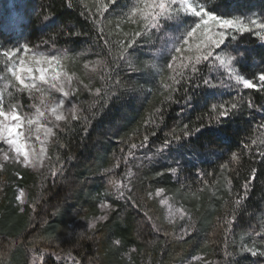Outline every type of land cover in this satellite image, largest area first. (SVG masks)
Returning a JSON list of instances; mask_svg holds the SVG:
<instances>
[{
  "label": "trees",
  "instance_id": "obj_1",
  "mask_svg": "<svg viewBox=\"0 0 264 264\" xmlns=\"http://www.w3.org/2000/svg\"><path fill=\"white\" fill-rule=\"evenodd\" d=\"M202 2L264 23V0ZM134 7L141 0H0V52L58 54L71 77L65 119L47 114L41 166L0 149V264H264L245 250L264 252V30H224L222 55L258 85L244 89L212 58L196 72L179 67L198 54L202 31L187 33L199 18L145 27ZM15 62L0 56V77L10 78L2 104L33 112L39 95L10 77ZM182 147L214 155L167 158ZM119 162L124 173L133 166L130 188L104 200ZM165 197L183 211L171 213Z\"/></svg>",
  "mask_w": 264,
  "mask_h": 264
},
{
  "label": "snow or ice",
  "instance_id": "obj_2",
  "mask_svg": "<svg viewBox=\"0 0 264 264\" xmlns=\"http://www.w3.org/2000/svg\"><path fill=\"white\" fill-rule=\"evenodd\" d=\"M115 3V0H112ZM142 7H134L131 11V17H139L140 20L144 22V26H151L152 28H156L159 26L161 19L164 20H174L178 16L183 14H188L191 17L199 18V22L195 23V26L191 28V30L187 33L189 37L196 35L198 31H202V35L204 36V40L196 45V49L198 54L193 58L189 56L186 58V62H182L179 67L181 69H187L189 65H192L191 71L196 72L197 68L195 65L201 63V61H208L209 58H212L214 61L218 62V66L223 68L229 75L230 79L235 82L236 85H242L244 89H255L258 87L256 83L253 82L252 79L246 78L244 75L240 74L237 69L233 66L235 57L222 55L225 49L227 48V44L225 43L227 37L225 31L214 32L213 28L221 29V30H233L237 33H246L252 32L253 26L258 27L261 30H264V23H258L256 20H251L246 23L242 18H225L224 16L216 15L213 11H209L203 4L202 0H141ZM175 6V7H174ZM264 38V32L257 33ZM137 36H140L141 33L137 32ZM132 43H135L133 41ZM185 44L188 43L187 40L184 41ZM224 46L223 48L221 46ZM131 47V45H129ZM220 49L219 52L216 50ZM20 51H26V49H9L0 52V56L6 58V62L13 61V58H16L15 65L10 67L8 70L11 75L15 77V80L22 86L24 89L35 88V84L25 83L24 77L22 74L27 73L30 78L36 79L34 73L39 72L38 79L45 83H48V79L45 75V69L43 67L33 68L31 66H27L26 61L22 58H19L18 53ZM177 52H181V48L175 49ZM35 63L40 65L42 62H47L51 64L55 57H43L40 59L34 58ZM172 64L168 65V68H172ZM59 79V72H56L55 75L52 76V80ZM69 82L71 81V77L68 78ZM259 81L264 83V74L259 76ZM179 83V81H176ZM207 84L208 81H205ZM53 87H56L54 84ZM65 96L69 95L67 91L64 90L63 84L60 85L59 89ZM99 92V90H97ZM45 98L42 96L40 103H44ZM62 107V104H57L54 107L50 108L51 113L55 116L56 120H63L65 117L62 114H57V109ZM223 109L219 113L220 118H226L229 115V111L223 105H221ZM237 108V104L233 103L231 105V109L235 110ZM215 110V109H214ZM36 111L40 116L44 115L39 108L36 106ZM74 111V109H73ZM15 121V123H11ZM29 125L35 123L33 119L22 117L18 110L17 105L13 104L10 106L8 111H5L3 105H0V140L7 139V143L12 146L14 152L22 157L23 159L20 161L21 163H25L35 168L38 167L42 163V158L38 157L34 151L30 158L29 150L27 148L26 143L24 142L22 132H18L17 129L23 127L24 123ZM210 130V129H209ZM197 131H201V129H197ZM7 134V135H5ZM47 134L51 135L52 130L47 129ZM187 135V133H185ZM147 139V138H145ZM179 139V138H177ZM133 148L136 145H132ZM236 157L233 156V159ZM247 187V185L245 186ZM160 191H157V195L160 194ZM23 194L21 193L20 199L21 202ZM162 203H167V201H162ZM183 211L182 209L180 210ZM103 219V217H101ZM95 227V225H93ZM119 244V241H116ZM247 252L252 255H264V252L257 253L253 251L251 248L245 249Z\"/></svg>",
  "mask_w": 264,
  "mask_h": 264
},
{
  "label": "rangeland",
  "instance_id": "obj_3",
  "mask_svg": "<svg viewBox=\"0 0 264 264\" xmlns=\"http://www.w3.org/2000/svg\"><path fill=\"white\" fill-rule=\"evenodd\" d=\"M213 31L219 32V31H224V30L213 28ZM201 37H202L201 40H204V36L202 35V33H201ZM43 57H48V58L55 57L56 60H54L51 64H48L47 62H42L40 65H37L35 63L34 58L40 59ZM22 59L26 61L27 66H31L34 69L43 67L46 70L45 75L49 81L48 83L40 81L38 79V76H39L38 71L34 73L36 79L30 78L27 73L22 74L24 77L25 83L36 85L35 88L28 89L30 92V95L32 94H34V96L39 95L38 99L40 100L42 96L45 98L43 104H41L40 100H38V106L40 110L44 112V115L40 116L36 110L33 112H29V113H26V112L20 113L18 111L22 117H27L35 121V123L31 125L25 122L23 127L17 129V131L22 132L24 134L23 139L29 150L30 158L34 151V153L38 157L42 158V162H43L44 158L46 157V153H47L46 145H47V142L50 136L49 134H47V129H51L50 126L47 124L48 122L47 114H49V116H54L51 113L50 108L56 106L57 104H62V107L57 109V114H62L64 116L65 114L64 109L66 106V102H65L66 96L59 89H60V85L63 84L64 90L69 93V89L67 85L69 81L68 79L69 75L67 73V70L65 69L63 58L59 56L58 54L48 55L44 52H36V51L30 50L24 54ZM84 64H87V62H84ZM56 72H59V79L52 80V76L55 75ZM88 72L92 74V71H88ZM10 77L15 78L11 75V73H10ZM89 79H92V77H90ZM9 81H10V78L8 79L5 76L0 77V105H3L2 104L3 90H4V87L7 86ZM54 84L56 85V87H53ZM57 92L60 93L61 97H59L58 99H53L55 97V96L53 97V95ZM49 96L50 97L52 96L53 98L48 100L50 98ZM5 111H8V109L5 108ZM11 123H15V121H12ZM0 149H3L7 152L5 153L7 154L5 155L7 157L9 156L10 152L13 151L14 153L13 155L15 157L21 160L23 159L22 157L18 156L14 152L12 146L7 143V139L0 140ZM181 150L184 152V155H181L180 153L177 152L176 154L173 153V156H169L167 158H170L171 160L176 161V163H181V162H194L195 163V162L210 160L214 155L209 150L203 151V150L195 149L192 147H182ZM156 153L158 155L160 154L158 153V151ZM152 156L153 155H151L150 158ZM162 158L165 159L166 157H162ZM138 163H142V160H140ZM41 164L39 166H41ZM122 164L123 162H119L115 164L113 168V172H115V174L111 176L110 183H108L106 186L102 188L101 194H102V197H104V200L106 197L123 198L125 195L126 189L130 188L132 177L134 176V169H133V166H131L129 167V170L128 171L126 170V172L124 173V169H121ZM116 172H120V173L116 174ZM21 193L19 195L20 202H21V199H20ZM22 194H23V197H22L23 202L21 203H24L25 195L24 193ZM164 201H167L166 204L168 205L169 211L171 213H174V212L180 213V211H177L174 208V206L170 204L169 197L167 198L165 197ZM68 259L72 261L71 258H68Z\"/></svg>",
  "mask_w": 264,
  "mask_h": 264
}]
</instances>
